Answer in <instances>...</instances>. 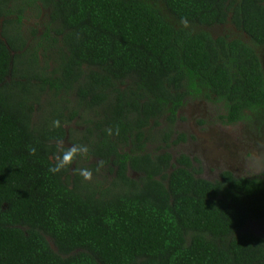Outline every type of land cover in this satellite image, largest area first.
<instances>
[{"label":"trees","instance_id":"obj_1","mask_svg":"<svg viewBox=\"0 0 264 264\" xmlns=\"http://www.w3.org/2000/svg\"><path fill=\"white\" fill-rule=\"evenodd\" d=\"M262 47L263 0H0V264H264V181L158 153L187 98L264 124Z\"/></svg>","mask_w":264,"mask_h":264},{"label":"rangeland","instance_id":"obj_2","mask_svg":"<svg viewBox=\"0 0 264 264\" xmlns=\"http://www.w3.org/2000/svg\"><path fill=\"white\" fill-rule=\"evenodd\" d=\"M264 1V0H263ZM41 18H27L26 29H39ZM195 33L207 31L212 37H227L231 40L247 41V37L233 28L230 23L201 30L199 27H187ZM42 32V31H41ZM39 32V33H41ZM264 70V47L257 50ZM188 102V101H187ZM225 112L218 104L203 100L186 103L179 113L174 126L172 139L184 135L187 142L167 148L173 158L184 154L196 159L193 166L200 168V178L212 181L218 179L223 171H230L235 177L263 180L264 176V124L259 114H249L250 120L244 123L228 125L224 121ZM160 126L159 130L163 128ZM154 136L157 133L152 132ZM170 143V142H169ZM155 153L154 145L148 148ZM264 181V180H263ZM245 232L264 238V220L249 222Z\"/></svg>","mask_w":264,"mask_h":264},{"label":"flooded vegetation","instance_id":"obj_3","mask_svg":"<svg viewBox=\"0 0 264 264\" xmlns=\"http://www.w3.org/2000/svg\"><path fill=\"white\" fill-rule=\"evenodd\" d=\"M263 5H264V1H263ZM231 24V23H230ZM224 25H226V24H224ZM232 25V24H231ZM220 26H222V25H220ZM233 26V25H232ZM212 28V27H211ZM233 28L235 29V30H237L234 26H233ZM205 29V28H204ZM238 32H240V33H242V34H244L243 32H241V31H239V30H237ZM211 35V34H210ZM245 35V34H244ZM212 36V35H211ZM246 36V35H245ZM247 37V36H246ZM214 38V37H213ZM227 38V37H226ZM228 40H231L230 38H227ZM247 39H248V37H247ZM244 42V41H243ZM245 42H249V39L247 40V41H245ZM259 49V48H258ZM257 49V50H258ZM259 59H260V57H259ZM260 62H261V65H262V61H261V59H260ZM194 100H201V99H199V98H193V99H190V98H187L185 101H184V104H183V106L182 107H180V109L177 111V113H176V120L177 119H180L179 118V113H180V111L184 108V106L186 105V103H188V102H190V101H194ZM188 101V102H187ZM203 101H205V100H203ZM251 114V113H250ZM251 119V118H250ZM163 120V119H162ZM161 120V123H163V121ZM244 122H247V121H241V122H237V123H234V124H239V123H244ZM176 123V122H175ZM228 125H231V124H228ZM158 136L156 135V136H154V137H152V142H155V143H150V142H148V143H146V146H145V151L146 152H148V153H150L149 151H148V148L149 147H152L153 145H154V148L156 149V151H157V148H158V146H164V145H160L159 143H157L158 141ZM156 140V141H155ZM189 139H186L184 142H180L179 143V145L180 144H183V143H185V142H187ZM173 140L171 139V142H172ZM171 147H173V146H171ZM156 151H155V153H150V154H156ZM166 150H164V149H161L158 153H163V152H165ZM171 155V154H170ZM180 155V154H179ZM175 159V158H174ZM194 159V158H193ZM192 159V160H193ZM230 172V171H229ZM222 173V172H221ZM220 173V174H221ZM233 175V174H232ZM132 176H134V175H132ZM220 176V175H219ZM234 176V175H233ZM235 177V176H234ZM219 178V177H218ZM236 178H238V177H236ZM247 179H249V178H247ZM262 179L264 180V176L262 177ZM262 180V181H263ZM262 220H264V218L262 219ZM261 220V221H262ZM255 222V221H254Z\"/></svg>","mask_w":264,"mask_h":264},{"label":"clouds","instance_id":"obj_4","mask_svg":"<svg viewBox=\"0 0 264 264\" xmlns=\"http://www.w3.org/2000/svg\"><path fill=\"white\" fill-rule=\"evenodd\" d=\"M53 123H54L55 126H59V121H54ZM81 151L86 152L87 149L84 148V149H82ZM76 152H77V149H76V148H72V149H70L69 151H67L66 153H64L63 156H62V158H61V159L59 160V162L57 163L56 168L51 169V170H52V171H59L60 168H62V167H64L65 165H67V164L72 160V158H73V156L76 154ZM81 174L83 175V177H84L85 179H89L90 176H91V173L88 172V171H86V170L83 171Z\"/></svg>","mask_w":264,"mask_h":264}]
</instances>
